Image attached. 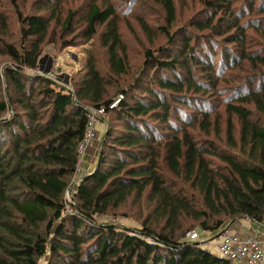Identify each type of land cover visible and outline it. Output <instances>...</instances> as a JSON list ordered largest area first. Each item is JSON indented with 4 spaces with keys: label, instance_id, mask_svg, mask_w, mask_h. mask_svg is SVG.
Here are the masks:
<instances>
[{
    "label": "trees",
    "instance_id": "obj_1",
    "mask_svg": "<svg viewBox=\"0 0 264 264\" xmlns=\"http://www.w3.org/2000/svg\"><path fill=\"white\" fill-rule=\"evenodd\" d=\"M154 1L172 27L178 18L175 0ZM126 5L124 13L132 2ZM232 6L208 2L211 15L192 29L234 36L238 62L246 61L251 70L264 67V56L249 53L246 46L248 28L264 32L262 23H243L245 14L235 15ZM119 10L118 4H92L83 16L82 30L90 42L99 27H106L100 41L116 75L127 72ZM224 16L229 22L219 28ZM54 20L59 18L53 13L47 18L18 11L20 42L0 39V56L11 60L0 92V264H40L44 259L47 264H231L219 252L205 249L199 232L219 238L226 227L233 229L245 218L264 225V75L248 74L241 84L220 89H230L223 104L229 116L227 146L238 150L222 152L215 142L197 140L189 130L198 126L208 136L213 135L211 129L221 132L220 118L209 114L215 108L209 95L218 90V72L213 71L212 56L199 53L193 35L179 39L162 27L166 48L148 50L144 67L149 69L141 73L137 86L112 95L95 63L88 65L83 81L70 79L73 90L38 75ZM74 22L75 14L69 12L62 25L71 30ZM2 24L7 29V19L2 18ZM139 24L151 33L143 17ZM27 69L35 74L28 75ZM121 96L118 106L110 109ZM180 106L197 112L183 114ZM101 108L106 111L94 129L103 123L107 131L93 164L89 152L81 156L80 147L88 135V110ZM182 115L194 119L187 122L191 127L161 129ZM211 158L224 167H214ZM87 165L92 170L77 181L79 170ZM166 171L189 185L190 196L176 191L178 185H171ZM145 196L153 208L143 227L118 229L100 220L131 198L140 201ZM191 232L199 239H189Z\"/></svg>",
    "mask_w": 264,
    "mask_h": 264
},
{
    "label": "rangeland",
    "instance_id": "obj_2",
    "mask_svg": "<svg viewBox=\"0 0 264 264\" xmlns=\"http://www.w3.org/2000/svg\"><path fill=\"white\" fill-rule=\"evenodd\" d=\"M220 1H222L223 5H227L228 2H231L233 4L232 12H234L235 15L245 14V19L242 21L243 23L249 24L251 20L256 19L258 22L262 23L264 29V12L262 11L264 9V0H175L178 18L177 22L172 27L166 25L165 15L162 9L155 4L154 0H16L17 5H14L13 0H0V39H4L10 43L20 42L21 34L18 11L25 16L42 14L47 18H50L53 13L54 16L59 18V21L57 22L54 20L51 23V29L42 53L44 59L42 64L43 69L46 70L52 67V72L49 74L50 79L61 86H65V80L69 76L71 80L75 79L81 82L87 78L88 65L90 63H95L97 69L102 71L109 85L108 91H111V94L115 95L121 89L137 86V81L141 73L149 69L144 67L146 61L145 54L148 50L156 51L159 48H166L167 39L161 31L162 27L168 28L170 34L179 39H183L187 34L193 35L195 39L194 44L198 46L199 53H202V56L211 55L214 60L213 71L218 72V78L220 79L218 81V90L214 91L212 95H209V97H211L209 102L214 103L215 108L211 107L210 112H208L213 119L216 117L220 118L221 132L218 135L211 129L213 135L208 136L206 132H201L198 126L194 129L189 128L191 127L189 124L194 120L189 115L177 116L175 119H171L169 125L161 129L172 126L174 130H176L178 129L177 124H179L182 129L188 127L198 138H196L197 140L215 142L219 147V151L238 153V150H232L227 146L226 124L229 116L225 113L226 107H224L223 104L228 102L230 89L222 93L220 89L231 88L232 86L241 84L248 74L264 75V67L260 66L257 70H251L250 65L246 61L243 63L238 62L240 55L237 50V43H233L234 36L223 38L218 35V30H207L200 33L192 29V25L195 22L206 20L211 15L212 11L208 8V2L218 4ZM129 2H132L131 8L128 10V13H124L127 6L126 4H129ZM108 3L118 4L120 6L118 14L119 30L127 55V72L121 75H116L111 71L108 49L103 46L100 41L102 40L103 34L106 32V27H99L97 35L90 42H86V38L82 34L84 28L83 16L86 9L92 4L101 6L104 4L105 6ZM44 6H54L52 9L53 11H42L41 8ZM69 12L75 14V22L71 30H66L62 22L66 19ZM142 17L151 29V33L149 34H146L139 24V19ZM2 18L8 21L7 29L3 27ZM224 19L225 20L222 22L223 25L219 26V28L226 27V24L229 22V16L227 18L224 16ZM215 24H217L216 21ZM246 42L249 53L264 56V32L262 30L249 27L248 39ZM67 44H74L76 47H67ZM178 47H181V43ZM177 51L178 49H175V52ZM199 53L197 54L201 55ZM228 57L232 64L228 63ZM233 61L238 63L234 64ZM10 63L11 60L9 58L0 56V92H2L4 88L1 83L4 68L10 65ZM152 72L153 73L150 72V77L145 79L146 85L150 84L149 79H152L154 76V71ZM205 72L209 71L206 70ZM205 72L201 71L200 74ZM26 73L28 75L35 74V72L29 69L26 70ZM39 74L43 73L39 71L38 75ZM257 84L258 81L256 85ZM67 87L73 90L70 85ZM133 91L134 94L139 92ZM220 105H223V107H220ZM196 108L201 109L199 105H197ZM250 108L252 107L250 106ZM179 110H181L183 114L195 115L197 112L196 109H187L184 106H180ZM186 117L189 118L186 120ZM188 121H190V123H187ZM234 124L238 128L236 120H234ZM184 125L187 126L185 127ZM106 129L105 124H97L95 130L98 135L95 133L92 143L86 150L89 152L88 154L91 153L93 155L90 160L93 164L97 163L98 151L101 149L107 131ZM172 132L173 130L165 131L166 134H171ZM211 160L214 167H224V164L218 159L211 158ZM165 174L169 180L172 179V186L174 184L178 185L176 191L188 193L190 196L188 190L189 185L172 178L171 174L167 171ZM81 175L82 173L80 172L76 178L77 181L83 179L84 176ZM152 208L153 205H151L147 196L140 201L136 198H131L125 205H122L108 216L100 217V220H104V222L116 226L118 229L133 230V228L143 227L144 223L149 218ZM199 233L201 242H204L203 238L206 234ZM217 240L214 238L212 239L214 244H217ZM203 247L205 249L212 248L204 245ZM212 250H214V248H212ZM215 252L218 253L219 251L215 249ZM47 263L48 261L46 262V259H44L40 264Z\"/></svg>",
    "mask_w": 264,
    "mask_h": 264
},
{
    "label": "built area",
    "instance_id": "obj_3",
    "mask_svg": "<svg viewBox=\"0 0 264 264\" xmlns=\"http://www.w3.org/2000/svg\"><path fill=\"white\" fill-rule=\"evenodd\" d=\"M122 99V96L118 98L116 102L111 105L110 109L116 108ZM105 111V108H101L100 110H88L90 123L87 138L80 147L81 156L87 152V148L92 143L96 133L94 129L95 123L101 119ZM133 235L143 240H150L139 234ZM187 236L191 240L199 239V235L196 232H191ZM218 240V250L220 255L228 259L231 264H264V246L257 238L240 237L232 228L226 227L221 231Z\"/></svg>",
    "mask_w": 264,
    "mask_h": 264
},
{
    "label": "crops",
    "instance_id": "obj_4",
    "mask_svg": "<svg viewBox=\"0 0 264 264\" xmlns=\"http://www.w3.org/2000/svg\"><path fill=\"white\" fill-rule=\"evenodd\" d=\"M91 156L93 155L91 154ZM91 170H92V167L87 165L85 168L82 167L81 173L83 176H85V174L89 173ZM79 173H80V170H79ZM233 229L235 233H237L240 237H255L258 240H260L262 245L264 246V225L257 224L248 219H241L234 224ZM213 238L215 240L218 239L216 234L207 233L206 236L203 238V240L204 242L207 243L206 244L207 247L214 248V250H212V248L208 250L211 251L213 254L218 255L219 253L215 252V249L218 250L217 248H218L219 240H217V244H214V241H212Z\"/></svg>",
    "mask_w": 264,
    "mask_h": 264
},
{
    "label": "water",
    "instance_id": "obj_5",
    "mask_svg": "<svg viewBox=\"0 0 264 264\" xmlns=\"http://www.w3.org/2000/svg\"><path fill=\"white\" fill-rule=\"evenodd\" d=\"M43 61H44V59L42 58V59L40 60V62H39V65H40V71L43 73L44 76H49V74H51V72H52V67H50V68L44 70L43 67H42ZM59 72H60V70H59ZM69 85H70V76L66 78V80H65V86H64V87H65V88H68L67 86H69ZM69 190H71V188H70ZM245 219L250 220L249 218H245ZM251 221H252V220H251ZM252 222H254V221H252Z\"/></svg>",
    "mask_w": 264,
    "mask_h": 264
}]
</instances>
